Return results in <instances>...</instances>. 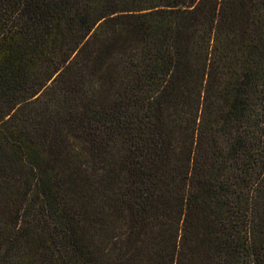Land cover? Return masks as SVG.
<instances>
[{"label":"trees","instance_id":"trees-1","mask_svg":"<svg viewBox=\"0 0 264 264\" xmlns=\"http://www.w3.org/2000/svg\"><path fill=\"white\" fill-rule=\"evenodd\" d=\"M62 227L60 264H264V0H0V264Z\"/></svg>","mask_w":264,"mask_h":264},{"label":"rangeland","instance_id":"rangeland-1","mask_svg":"<svg viewBox=\"0 0 264 264\" xmlns=\"http://www.w3.org/2000/svg\"><path fill=\"white\" fill-rule=\"evenodd\" d=\"M41 224H44V220H40ZM43 229L45 232H50L52 230V228H50L48 226V224L46 223L43 226ZM67 228L66 227H62L59 231V233L57 234V243L55 246V250H54V255L57 259V261L55 262L56 264H60L62 261V258H65V254L69 255L70 254V249L68 250V247L65 244L66 238H67Z\"/></svg>","mask_w":264,"mask_h":264}]
</instances>
